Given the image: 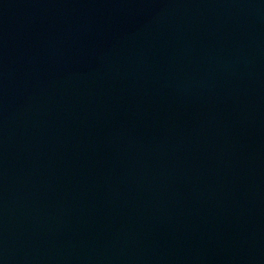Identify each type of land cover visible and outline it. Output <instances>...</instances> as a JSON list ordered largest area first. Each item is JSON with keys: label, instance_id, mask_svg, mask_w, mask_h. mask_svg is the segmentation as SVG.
Returning <instances> with one entry per match:
<instances>
[{"label": "water", "instance_id": "obj_1", "mask_svg": "<svg viewBox=\"0 0 264 264\" xmlns=\"http://www.w3.org/2000/svg\"><path fill=\"white\" fill-rule=\"evenodd\" d=\"M0 264H264V0H0Z\"/></svg>", "mask_w": 264, "mask_h": 264}]
</instances>
